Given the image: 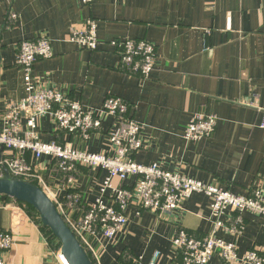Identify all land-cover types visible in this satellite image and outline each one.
Segmentation results:
<instances>
[{
	"label": "crops",
	"instance_id": "1",
	"mask_svg": "<svg viewBox=\"0 0 264 264\" xmlns=\"http://www.w3.org/2000/svg\"><path fill=\"white\" fill-rule=\"evenodd\" d=\"M9 10L17 14L15 20L6 18ZM87 18L97 24L94 51L67 41L70 27H80ZM36 36L48 37L53 49L52 57L33 65L43 86L66 92L86 108H100L107 96L133 106L131 115L144 124L136 163L157 162L164 170L239 195L264 181V0H94L87 6L80 0H0V114L25 96L15 56L21 40ZM127 38L156 46L147 79L117 68L110 41ZM198 112L215 116L214 131L186 141L185 126ZM111 123L107 117L98 132L87 141L77 139L76 145L100 152ZM38 124L42 140H64L47 116ZM26 157L34 163L31 153ZM57 162L43 157L37 165L42 180L52 189L59 187L58 200L64 201L70 190ZM106 173L76 166L74 189L83 204L94 200ZM130 184V179L123 182ZM28 214L23 205L0 197V231L14 236L5 264H59ZM209 214V199L202 193H193L162 218L129 207L124 231L100 253L98 264H133L134 259L147 264L155 251L157 264H181L172 237L181 228L203 237L211 229ZM228 215L234 217L230 210ZM242 215L241 233H215L232 243L238 255L264 245V215ZM208 264L223 262L215 255Z\"/></svg>",
	"mask_w": 264,
	"mask_h": 264
},
{
	"label": "built area",
	"instance_id": "2",
	"mask_svg": "<svg viewBox=\"0 0 264 264\" xmlns=\"http://www.w3.org/2000/svg\"><path fill=\"white\" fill-rule=\"evenodd\" d=\"M93 1L80 0L83 6ZM6 18L15 20L17 14L9 10ZM67 41L81 49L96 50V20L87 18L80 27H70ZM110 44L118 56V70L142 79L149 77L157 53L152 42L127 38L111 40ZM52 56L51 40L46 36L23 39L18 44L15 66L22 73L25 96L7 104L0 114V177L7 171L11 176L38 185L55 204L93 264H98L100 253L124 231L128 222L127 208H135L136 214L149 211L162 218L179 210L193 193L208 197L211 229L201 238L182 228L175 233L171 243L175 257H181V264H208L215 255L223 264H264V245L238 255L232 243L215 235L218 230L241 233L245 211L264 215V181L256 183L249 194L239 195L216 183H203L178 171L164 170L157 162L136 163L134 155L142 148L144 124L131 115L133 106L120 97L107 96L100 108H86L66 92L43 86L40 76L33 73V65L37 60ZM43 116L51 120L55 131L64 138L62 142H46L40 138L38 123ZM107 117L112 123L105 133V148L92 153L76 145L77 139L87 141L98 132ZM215 124V116L198 112L186 124L183 137L186 141L206 138L214 131ZM28 152L34 163L27 159ZM43 157L58 161L57 170L66 179V191L70 190L64 201L58 200L61 189H52L39 174L37 164ZM76 166L107 172L98 185L96 197L88 204L82 203L74 189ZM129 179L131 184L123 185ZM228 210L234 217L228 215ZM29 216L34 221L38 217L36 213ZM45 240L59 264H68L59 247L54 249V245ZM13 242L10 231H0V264H5L4 254ZM159 256L155 251L147 264H157ZM133 264L140 263L134 259Z\"/></svg>",
	"mask_w": 264,
	"mask_h": 264
},
{
	"label": "water",
	"instance_id": "3",
	"mask_svg": "<svg viewBox=\"0 0 264 264\" xmlns=\"http://www.w3.org/2000/svg\"><path fill=\"white\" fill-rule=\"evenodd\" d=\"M0 196L26 203L34 208L39 222L57 239L60 252L68 264H93L78 238L65 223L55 204L35 183L11 176L7 171L0 177Z\"/></svg>",
	"mask_w": 264,
	"mask_h": 264
},
{
	"label": "trees",
	"instance_id": "4",
	"mask_svg": "<svg viewBox=\"0 0 264 264\" xmlns=\"http://www.w3.org/2000/svg\"><path fill=\"white\" fill-rule=\"evenodd\" d=\"M0 197L7 199V200H12L11 198L6 197V196H0ZM15 202L17 204L23 205L24 209L26 210L27 213H29V215H34L35 213L37 214V212L34 210V208L31 207L30 205L23 203V202H20V201H17V200H15ZM37 216H38V214H37ZM35 223H37V225L40 227V229L43 232V235L47 238V240H49L54 245V249L58 248L60 246L59 242L53 236V234L50 232V230L48 228L41 225L38 217L35 219Z\"/></svg>",
	"mask_w": 264,
	"mask_h": 264
},
{
	"label": "bare ground",
	"instance_id": "5",
	"mask_svg": "<svg viewBox=\"0 0 264 264\" xmlns=\"http://www.w3.org/2000/svg\"><path fill=\"white\" fill-rule=\"evenodd\" d=\"M65 260V259H64ZM66 262V261H65ZM67 263V262H66Z\"/></svg>",
	"mask_w": 264,
	"mask_h": 264
}]
</instances>
